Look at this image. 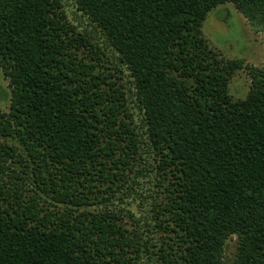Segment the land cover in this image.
Here are the masks:
<instances>
[{"label": "trees", "instance_id": "16d2710c", "mask_svg": "<svg viewBox=\"0 0 264 264\" xmlns=\"http://www.w3.org/2000/svg\"><path fill=\"white\" fill-rule=\"evenodd\" d=\"M74 1L133 79L157 161L159 245L95 208L129 188L139 152L120 68L59 0H0V264H139L146 252L157 264H264V66L248 67L234 99L243 61L201 32L225 3L264 29V0Z\"/></svg>", "mask_w": 264, "mask_h": 264}, {"label": "rangeland", "instance_id": "374dc122", "mask_svg": "<svg viewBox=\"0 0 264 264\" xmlns=\"http://www.w3.org/2000/svg\"><path fill=\"white\" fill-rule=\"evenodd\" d=\"M59 1L68 22L75 26L77 32L99 47L103 65L120 68L121 72H116V75L120 77V82L127 93L128 108L140 143L138 155L132 160V171L129 172V188L119 191L111 201L98 203L95 208L118 213L125 225L137 231L142 240H147L146 246L149 251L154 252L159 245V235L155 231L156 228L152 226L154 222L151 208L160 194L156 185L159 175L156 168V156L148 144L144 117L136 99L130 71L119 62V55L103 31L87 15L77 9L74 0ZM201 32L208 46L220 57L243 61L244 68L236 70L229 82V93L234 99L244 98L250 85L248 67L264 66V29L252 26L232 3H225L208 12L202 23ZM9 104L8 79L0 68V110L7 113ZM235 252L236 237L232 236L225 247L224 259L231 261ZM146 253H143L139 264H157L156 256L151 254L153 259H149Z\"/></svg>", "mask_w": 264, "mask_h": 264}]
</instances>
